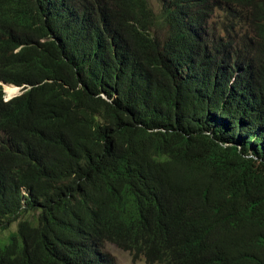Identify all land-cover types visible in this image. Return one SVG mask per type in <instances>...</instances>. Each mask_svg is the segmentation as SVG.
<instances>
[{
  "label": "trees",
  "instance_id": "16d2710c",
  "mask_svg": "<svg viewBox=\"0 0 264 264\" xmlns=\"http://www.w3.org/2000/svg\"><path fill=\"white\" fill-rule=\"evenodd\" d=\"M157 7L0 0V264H264V0Z\"/></svg>",
  "mask_w": 264,
  "mask_h": 264
},
{
  "label": "rangeland",
  "instance_id": "374dc122",
  "mask_svg": "<svg viewBox=\"0 0 264 264\" xmlns=\"http://www.w3.org/2000/svg\"><path fill=\"white\" fill-rule=\"evenodd\" d=\"M150 4L152 5V7L154 8L155 11H158V0H149ZM21 87V86H19ZM22 88V87H21ZM21 88L15 92V94L8 96L5 91H4V99H9L17 94H19L21 92ZM21 218H31L30 214L29 215H22ZM16 230V221L11 222L6 228L2 229L0 228V240H7V236L12 233L15 232ZM104 250L107 251L108 253H110V255L113 257V260L116 264H147L145 262V260L143 258H139L136 260H132L131 255L126 252L123 251L119 248H117L115 245L111 244V243H105L104 245Z\"/></svg>",
  "mask_w": 264,
  "mask_h": 264
},
{
  "label": "bare ground",
  "instance_id": "6f19581e",
  "mask_svg": "<svg viewBox=\"0 0 264 264\" xmlns=\"http://www.w3.org/2000/svg\"><path fill=\"white\" fill-rule=\"evenodd\" d=\"M1 84L3 85V84H7V83H5V82H1ZM16 86V85H15ZM6 100V99H5Z\"/></svg>",
  "mask_w": 264,
  "mask_h": 264
},
{
  "label": "water",
  "instance_id": "95a60500",
  "mask_svg": "<svg viewBox=\"0 0 264 264\" xmlns=\"http://www.w3.org/2000/svg\"><path fill=\"white\" fill-rule=\"evenodd\" d=\"M19 89L21 88V87H19V86H17Z\"/></svg>",
  "mask_w": 264,
  "mask_h": 264
}]
</instances>
